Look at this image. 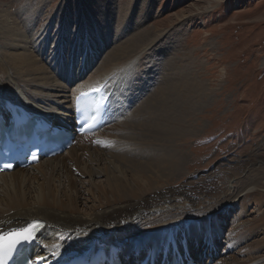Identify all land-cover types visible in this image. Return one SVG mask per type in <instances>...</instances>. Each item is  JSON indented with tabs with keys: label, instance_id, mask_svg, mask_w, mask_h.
Masks as SVG:
<instances>
[{
	"label": "bare ground",
	"instance_id": "obj_1",
	"mask_svg": "<svg viewBox=\"0 0 264 264\" xmlns=\"http://www.w3.org/2000/svg\"><path fill=\"white\" fill-rule=\"evenodd\" d=\"M152 2L143 0L141 8L149 10ZM28 5L30 9L31 4ZM36 5H40V11L46 6L42 0H37ZM214 6L212 3L208 9ZM119 12L125 11L122 8ZM23 14L25 20L21 23L25 28L31 21L50 17L38 9H24ZM21 23L18 24L22 29L11 22L6 9L0 8V56L5 59H0V102H13L31 115L65 125L72 117L75 98L101 89L107 103L106 124L96 132L82 135L59 155L0 174V235L25 229L33 222L44 224L30 247L34 259L49 261L65 262L78 255L90 260L99 252H119L126 260L130 249L133 254L138 251L145 256L174 242L179 251L190 249L195 261H201L196 264H264V256L249 257L241 263L233 255H223L217 244L223 227L214 220L212 232L208 217L220 207L233 208L236 199L264 194V154L256 153L258 148L252 152L258 155L254 159L242 158L234 173L226 167L205 179L176 186L179 188L175 190L163 188L182 176L183 154L176 152V143L186 139L191 115L202 109L200 101L207 89L189 76L185 65L175 66L172 61L170 66L177 78L170 72L164 85L156 89L155 83L148 86L154 82L153 71L140 64V53L132 52L142 46L149 50L156 40L165 39L166 47L160 54L163 55L177 32L150 28L120 39L122 42L117 39L119 44L92 71L98 52L105 46L95 41L96 34L91 35L89 46L85 39L80 40L83 49L76 39L73 50L65 52L63 41L55 51L47 52L45 39L40 41V36L32 34L29 37ZM68 26L65 21L64 28ZM118 31L116 36L123 34ZM146 36L150 37L145 38V43L137 44ZM152 88L155 91L151 92ZM101 177L108 184L104 189L95 182ZM147 182L160 186L138 188ZM222 182L225 187L220 190ZM91 200L95 204L89 206ZM241 217L242 211L238 219ZM248 224L233 227L225 243L228 252L251 235H246L251 229ZM258 245L256 242L243 252L251 254Z\"/></svg>",
	"mask_w": 264,
	"mask_h": 264
},
{
	"label": "rangeland",
	"instance_id": "obj_2",
	"mask_svg": "<svg viewBox=\"0 0 264 264\" xmlns=\"http://www.w3.org/2000/svg\"><path fill=\"white\" fill-rule=\"evenodd\" d=\"M14 1L0 0V8L6 9L11 14V22L21 29L18 23L25 20L24 9H38L39 13L50 16L47 20L31 21L27 28L21 23L29 37L32 34L37 38L40 36V41L45 39L47 52L55 51L63 41H66L63 47L65 52L70 48L73 50V41L76 39L79 40L80 49H83L81 46L84 43L89 46L87 43L93 39L91 35L96 34L95 41L105 46L98 52L92 71L98 69L118 42H122L120 39H128L138 30L152 28L153 31L177 32V36L171 40V47L163 55L160 54L166 47L165 39L156 40L149 50L145 46L139 47L141 51L145 48V52L141 53L137 47L132 52H138L137 55L140 53L143 56L139 57L140 64L153 71L154 82H149L148 86L155 83L156 89L164 85L170 72H173L170 66L172 61L175 66L185 65L189 76L205 84L207 89L206 97L200 101L202 109L191 115L192 120L186 129L188 131L185 130L188 132L186 139L176 143V152L183 154L182 176L163 187L164 190L177 189L205 179L213 171L226 167H230L228 170L233 169L231 173H234L242 158L254 159L258 155L252 154L257 148L259 151L256 153L264 154V147H260L264 146V0H153L149 10L141 8L143 0H42L46 4L42 11L40 5H36L37 0H16L17 3L13 4ZM50 1L53 3L48 5ZM212 3L217 7L209 10L208 5ZM28 4H31L30 9ZM122 8L125 11L123 14L119 12ZM19 10L22 12H17ZM86 16L90 20L88 23ZM65 21L69 22V26L64 28ZM115 30L123 34L116 36ZM147 37L150 36L143 37L142 42L137 44L145 43ZM80 40H84V43ZM0 59L5 60L1 56ZM173 75L177 78L175 71ZM154 88L150 89L151 92L155 91ZM248 175L245 174L246 177ZM235 181L238 183L234 180L233 185H236ZM95 182L98 188L108 186L102 177ZM158 185L156 182H147L138 188ZM224 187L225 183L222 182L220 190ZM244 198L236 199L233 208L225 209L221 205L223 207L219 211L211 212L208 216L211 230L214 220L223 227L217 241L219 250H223L226 257L233 255L235 261L241 263L249 257L264 256V225L261 224L264 222V194H251ZM87 204L90 206L95 203L91 200ZM241 211L242 217L238 219ZM241 222H250L248 226L251 229L246 235H251L228 252L229 246L225 244L228 236L235 225L245 224ZM256 242L260 247L254 252H243Z\"/></svg>",
	"mask_w": 264,
	"mask_h": 264
},
{
	"label": "snow or ice",
	"instance_id": "obj_3",
	"mask_svg": "<svg viewBox=\"0 0 264 264\" xmlns=\"http://www.w3.org/2000/svg\"><path fill=\"white\" fill-rule=\"evenodd\" d=\"M88 127L91 128L92 125H88ZM6 167H10V165H6ZM38 227H40V225L33 224L29 228L0 235V261L3 260L4 256L9 255L17 245L32 239L33 233ZM41 259L43 258L41 257Z\"/></svg>",
	"mask_w": 264,
	"mask_h": 264
}]
</instances>
